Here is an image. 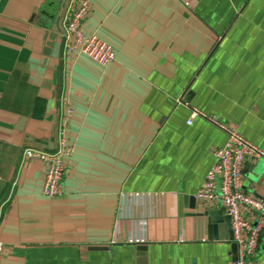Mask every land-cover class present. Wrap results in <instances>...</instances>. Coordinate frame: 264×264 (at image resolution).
Returning <instances> with one entry per match:
<instances>
[{
  "label": "crops",
  "instance_id": "0c3cea01",
  "mask_svg": "<svg viewBox=\"0 0 264 264\" xmlns=\"http://www.w3.org/2000/svg\"><path fill=\"white\" fill-rule=\"evenodd\" d=\"M46 1L0 0V264L235 262L223 203L196 198L228 136L189 121L200 110L264 151V0H90L85 33L116 51L105 67L66 45L65 7L45 53ZM61 136L72 152L47 197L24 152ZM243 173L264 197V159Z\"/></svg>",
  "mask_w": 264,
  "mask_h": 264
},
{
  "label": "built area",
  "instance_id": "2783aa9c",
  "mask_svg": "<svg viewBox=\"0 0 264 264\" xmlns=\"http://www.w3.org/2000/svg\"><path fill=\"white\" fill-rule=\"evenodd\" d=\"M64 7L62 20L68 48H80L82 54L102 67L113 63L116 60L114 46L96 35L89 36L84 31L83 23L91 11L90 0H68ZM179 102L184 103L183 100ZM191 117L189 124L195 118L203 117L228 136L225 146L214 151L215 164L208 172L196 198L206 205L220 201L223 203L225 211L231 217V230L238 249V259L231 264H250L259 257L263 249L261 236L264 233V197H255L243 190V172L248 161L264 159V151L245 139L238 128L224 124L200 110L192 109ZM59 140V147L54 151L29 148L24 152L27 159L39 160L45 164L47 180L43 194L47 197L61 195L65 163L72 152L63 136ZM3 251L4 245L0 242V263Z\"/></svg>",
  "mask_w": 264,
  "mask_h": 264
},
{
  "label": "water",
  "instance_id": "95a60500",
  "mask_svg": "<svg viewBox=\"0 0 264 264\" xmlns=\"http://www.w3.org/2000/svg\"><path fill=\"white\" fill-rule=\"evenodd\" d=\"M65 2L66 0H47L46 4L44 5L43 15L48 17L53 23L52 25L53 31L47 35V42H46L47 47H46L45 53L48 55L52 52L51 50L54 47V42L56 41L58 37V33L60 31L58 24H59L61 15H62ZM218 215L219 214H213V213L211 214L213 222H216L218 220V217H219ZM226 222L231 227V217L230 216H227ZM231 240L234 241L233 230H232ZM234 248L236 249V253H238L236 244H234ZM237 259H238V254H237L236 260Z\"/></svg>",
  "mask_w": 264,
  "mask_h": 264
}]
</instances>
